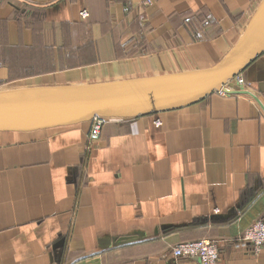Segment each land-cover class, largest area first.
Segmentation results:
<instances>
[{
	"label": "crops",
	"instance_id": "0c3cea01",
	"mask_svg": "<svg viewBox=\"0 0 264 264\" xmlns=\"http://www.w3.org/2000/svg\"><path fill=\"white\" fill-rule=\"evenodd\" d=\"M260 1L0 0V89L210 67ZM240 73L94 138L91 120L0 131V264H200L171 249L203 237L217 264H264L233 245L264 219V52Z\"/></svg>",
	"mask_w": 264,
	"mask_h": 264
},
{
	"label": "water",
	"instance_id": "95a60500",
	"mask_svg": "<svg viewBox=\"0 0 264 264\" xmlns=\"http://www.w3.org/2000/svg\"><path fill=\"white\" fill-rule=\"evenodd\" d=\"M263 52L261 0L236 44L210 67L107 81L0 89V131L60 127L96 116L129 118L185 106L224 89V84Z\"/></svg>",
	"mask_w": 264,
	"mask_h": 264
},
{
	"label": "built area",
	"instance_id": "2783aa9c",
	"mask_svg": "<svg viewBox=\"0 0 264 264\" xmlns=\"http://www.w3.org/2000/svg\"><path fill=\"white\" fill-rule=\"evenodd\" d=\"M88 15L89 12L86 8L80 9L79 16L82 19L87 18ZM242 86L249 87V83L245 81L241 73H238L224 84V89L216 90V92L220 95H226L228 94V90L235 91ZM106 119L105 117L96 116L91 120V138L99 134ZM160 123V119L156 117L154 124L158 126ZM233 245L237 248L249 247L253 253H257L264 245V219L259 218L253 220L234 238ZM171 251L175 256L197 257L200 264H217L219 257L218 242L214 238L209 237L177 243L172 247Z\"/></svg>",
	"mask_w": 264,
	"mask_h": 264
},
{
	"label": "rangeland",
	"instance_id": "374dc122",
	"mask_svg": "<svg viewBox=\"0 0 264 264\" xmlns=\"http://www.w3.org/2000/svg\"><path fill=\"white\" fill-rule=\"evenodd\" d=\"M81 18V17H80ZM84 19H86V18H84ZM106 122V121H105ZM94 138V137H93Z\"/></svg>",
	"mask_w": 264,
	"mask_h": 264
}]
</instances>
